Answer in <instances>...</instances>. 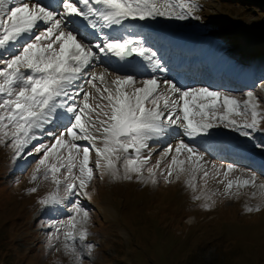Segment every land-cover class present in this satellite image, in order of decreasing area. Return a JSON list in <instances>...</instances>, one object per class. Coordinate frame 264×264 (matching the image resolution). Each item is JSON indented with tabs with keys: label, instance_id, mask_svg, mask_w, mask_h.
Listing matches in <instances>:
<instances>
[{
	"label": "rangeland",
	"instance_id": "obj_1",
	"mask_svg": "<svg viewBox=\"0 0 264 264\" xmlns=\"http://www.w3.org/2000/svg\"><path fill=\"white\" fill-rule=\"evenodd\" d=\"M28 2L31 7L32 0ZM204 3L206 24L211 27L215 44L225 51V57L218 58L224 65L236 67L244 60L239 58L240 52L243 53L240 56L257 52L264 45V0H205ZM148 20L174 27L165 17ZM184 27L179 26L180 29ZM43 28L44 25L40 27ZM259 29L261 35L254 36V30ZM188 32L190 37L197 31ZM261 56L262 53L257 52L251 61L258 63L257 58ZM98 66L95 64V72ZM142 72L133 76L141 75V80L146 79L145 71ZM162 92L171 96L167 87ZM249 92L253 94V102L259 105L257 110L264 116V81L248 92H240L241 97L249 99ZM92 94L90 101L95 106L98 99L93 97L98 94L95 90ZM257 129L263 132L264 138V119ZM179 131L180 128L177 134H171L173 137L164 134L149 140L154 147L151 149L150 145L141 152V156H150L142 178L134 173H129L131 179L124 178L123 157L116 163L120 176L114 177L95 166L99 157L91 151L94 178L82 190L86 194L78 189L71 193L66 191L68 180L62 169L58 175L63 182L57 198L62 208L48 212L42 208L41 201L55 192L57 186L50 177L44 178L43 167L38 178L32 180L43 156L33 145L50 144L53 138L43 136L38 130V139L19 156L10 141L0 142V264H81L65 248L72 243L83 255L82 264H264V191L259 187L264 179L244 166L249 164L255 168L256 165L264 169V148L258 147L264 145V139L250 136L247 144L242 145L252 157L260 156L259 161L233 156L238 161L234 164L227 160V155L218 158L202 152L188 141L192 138L180 135L182 131ZM166 140L169 145L177 146L183 140L204 155L200 162L203 169L196 172L192 181L195 189L188 184L192 179L189 154L186 151L177 154L174 149L163 158L167 149L161 145ZM78 143L91 144L90 141ZM173 156L185 161L186 171L180 173L179 178L174 172L166 180ZM229 164L234 166V171L225 175ZM149 167L155 171V183L149 177ZM204 170L209 172L207 178L203 176ZM253 175L255 186L237 185V181L251 179ZM228 181H233V188L226 191ZM33 188L36 191H31ZM77 206L87 212L83 223L81 216L76 215ZM73 217L76 220L75 241L65 238ZM82 229L87 230L83 241L78 235ZM88 245L92 247L89 249Z\"/></svg>",
	"mask_w": 264,
	"mask_h": 264
},
{
	"label": "snow or ice",
	"instance_id": "obj_2",
	"mask_svg": "<svg viewBox=\"0 0 264 264\" xmlns=\"http://www.w3.org/2000/svg\"><path fill=\"white\" fill-rule=\"evenodd\" d=\"M78 4H83L84 8ZM60 5L62 12L57 18L55 10L41 6L38 0H32L31 7L28 0H0V142L10 141L19 156L33 140L38 139V130L42 132L45 125L67 120L61 131L47 133L53 138L50 144L33 145V149L43 152V156L32 180L38 178L43 167L44 178L50 177L57 186V190L41 203L57 202L59 186L63 182L58 174L62 169L68 180L66 191L71 193L78 189L81 194H86L82 190L94 178L90 160L93 150L99 157L96 167L119 178L116 163L123 157L124 178L131 179L129 173L142 178L150 159V156H141L142 150L149 147V140L166 134L170 125L179 127L183 135L192 138L207 135L220 124L250 137L248 130L257 129L260 120L264 119L251 92L247 93L249 99L242 104L234 97L206 87L182 90L175 83L164 81L171 94H179L177 99L171 100L160 91L161 83L157 78L138 80L133 75L117 77L111 87L105 85L101 88L97 83L105 84L104 75L89 73L86 82L98 94L93 97L98 99L94 106L89 102L93 94L82 88L78 90L74 85L83 77L85 68L90 66L97 53L83 43L86 37L78 39L80 32L70 26L74 25L71 18L89 20L95 17L104 22L102 27L111 28L128 20L143 21L156 17L183 20L191 15L194 5L186 0H60ZM89 22L92 28L96 27L95 22ZM40 24L45 25L43 29ZM95 47L99 53L121 59L131 54L148 60L155 56L140 41L131 38L104 36L102 44ZM81 92L83 95L77 102L76 97ZM234 117H241V121ZM78 141H90L91 144L84 146ZM258 147L264 148V145ZM172 151L170 145L168 152ZM181 151H186L188 160L192 161V179L188 184L195 189L192 181L196 172L203 169L200 162L204 155L183 140L175 147L177 154ZM184 165V160L173 156L172 167L165 179L168 180L174 172L179 178V174L186 171ZM147 171L155 183L154 169L149 167ZM233 171L234 166L229 164L225 175ZM203 176L207 178L209 172L204 170ZM255 181L253 175L251 179L237 181V185L255 186ZM259 187L264 191V184ZM232 188L233 181H228L226 191ZM247 210L253 211L252 208ZM76 215L81 216V223L87 219V212L79 206ZM68 227L65 238L75 241V217L69 221ZM78 235L83 241L87 230L82 229ZM87 247L90 249L92 245ZM65 248L82 264L83 255L77 252L74 243L66 244Z\"/></svg>",
	"mask_w": 264,
	"mask_h": 264
},
{
	"label": "bare ground",
	"instance_id": "obj_3",
	"mask_svg": "<svg viewBox=\"0 0 264 264\" xmlns=\"http://www.w3.org/2000/svg\"><path fill=\"white\" fill-rule=\"evenodd\" d=\"M30 4V3H29ZM143 21H141V20H128V21H124L123 22V26H126V27H132V26H135V27H137V28H143ZM40 27V26H39ZM261 35V29H259V30H254V36H260ZM188 50H192V49H188ZM192 54H195V55H197L196 53H195V51L194 50H192V51H190ZM149 69H150V67H149ZM155 73V72H154ZM242 80H244V78H242ZM166 89V86L161 82V89H160V91H162V90H165ZM177 126H175V125H170L169 126V128H168V132L166 133V135H169V131L170 130H172V129H174V128H176ZM179 128V127H178ZM179 132H181V131H179ZM256 133H258L260 136H262L261 135V132H259V131H256ZM175 134H177V133H175ZM165 135V136H166ZM181 135H183V132H182V134ZM257 135V134H256ZM204 137H206V138H208V139H205V140H215L216 139V137H215V135H212L211 133H209V134H207V135H203ZM169 137H173V135H170ZM178 137V136H177ZM176 137V138H177ZM179 138V137H178ZM188 138H192V137H188ZM211 138V139H210ZM173 139V138H172ZM163 140V139H162ZM171 141V140H170ZM173 141V140H172ZM178 140H175V142H177ZM192 141H194V142H198L199 144H202V140L200 139V138H198V137H195V138H192ZM222 142H228L227 140H223ZM221 142V143H222ZM151 143L152 142H149L148 141V144H149V147H150V145H151ZM213 145V147H214V149H212V152H208V153H212V154H214V156L215 157H218V155H222V153H228L229 151L226 149H224V146L223 145H218V143H210V144H208V145H206V147H210V145ZM170 145L172 146V148H173V151H174V149H175V147H177V145L175 144L174 145V143L173 144H171L170 143ZM169 144H168V141L166 140L162 145H161V147H164L165 146V148L167 149L166 151H165V153H164V155H163V158L164 157H166V155H167V153L168 154H172V152H168V148H169V146H170ZM174 145V146H173ZM148 147V148H149ZM154 146L153 145H151V149L153 148ZM204 146H202L201 148H203ZM147 149V148H146ZM146 149H144V150H146ZM239 152L241 153V154H244V151L243 150H241V149H239ZM239 152H237V151H235V152H232V155H237V154H239ZM232 160V159H231ZM232 162H237L238 163V161H236V160H232ZM264 164V163H263ZM246 168H247V170L248 171H250V172H253L254 174H257V175H259L260 177H262L263 179H264V175H263V172H261V171H259V170H256V169H253L252 170V168L250 167V166H245ZM240 175H243V173H239ZM260 183H263V181H261L260 180ZM52 206H55L53 203H49V204H43L42 205V208H44V211H50V210H52ZM46 207V208H45Z\"/></svg>",
	"mask_w": 264,
	"mask_h": 264
}]
</instances>
